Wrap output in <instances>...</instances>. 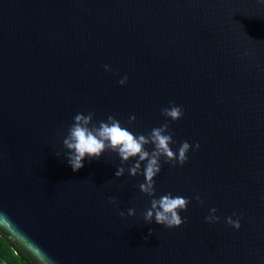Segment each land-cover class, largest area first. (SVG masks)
Returning <instances> with one entry per match:
<instances>
[{"label": "water", "instance_id": "1", "mask_svg": "<svg viewBox=\"0 0 264 264\" xmlns=\"http://www.w3.org/2000/svg\"><path fill=\"white\" fill-rule=\"evenodd\" d=\"M88 112L193 145L155 177L185 224L144 220L153 197L116 153L73 172L63 139ZM0 213L54 264H264V0H0Z\"/></svg>", "mask_w": 264, "mask_h": 264}, {"label": "clouds", "instance_id": "2", "mask_svg": "<svg viewBox=\"0 0 264 264\" xmlns=\"http://www.w3.org/2000/svg\"><path fill=\"white\" fill-rule=\"evenodd\" d=\"M105 71H111L109 65L104 66ZM128 80L124 76L119 80L120 85H124ZM161 114L167 121H177L184 115L182 107L176 105L174 101L169 102V107L161 109ZM95 113L88 112L77 113L73 117V123L68 127L66 137L63 139V147L67 150L64 153L68 165L73 172L79 171L84 167V160H99L104 152L116 153L120 159L117 166L115 177L120 178L127 172L130 176L136 177L142 175L144 182L139 184V190L142 194L153 197L150 202V208L143 213L144 220L150 224L153 221L166 228H178L187 222V218H182L180 213L186 211L190 200L182 196H173L167 193L155 198V177L161 172V159L166 164L173 167L183 166L188 161V153L193 149L187 141H183L177 151H173L171 145L174 133L169 131V124L163 123L159 127H154L146 135H134L132 132L121 125L120 121L114 116L109 115L106 121L102 120L98 124L93 123ZM136 117L130 116L127 123L131 126L135 123ZM152 146L149 151L146 146ZM195 150L200 148L197 142ZM59 158L60 153H56ZM134 160L135 163H129ZM125 165H128L125 168ZM143 165V167H142ZM197 201L203 203L202 198L197 195ZM112 203L116 199L110 198ZM217 209H210V214L205 217L206 223H217L220 217L216 215ZM121 217L124 212L119 213ZM128 216L135 215V209L129 208ZM235 215V214H234ZM226 223L234 229H239L241 224L239 219L234 220L231 216L227 217ZM0 229L9 231L13 240L30 256L35 264H54L46 253L39 248L20 230L14 228L6 215L0 213ZM153 230L149 229V236ZM147 239V237H145Z\"/></svg>", "mask_w": 264, "mask_h": 264}, {"label": "trees", "instance_id": "3", "mask_svg": "<svg viewBox=\"0 0 264 264\" xmlns=\"http://www.w3.org/2000/svg\"><path fill=\"white\" fill-rule=\"evenodd\" d=\"M0 264H35L30 256L0 231Z\"/></svg>", "mask_w": 264, "mask_h": 264}]
</instances>
